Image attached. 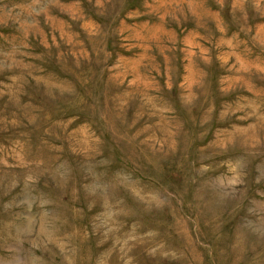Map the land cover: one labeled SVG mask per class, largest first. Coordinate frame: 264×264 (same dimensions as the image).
Masks as SVG:
<instances>
[{"label":"rangeland","instance_id":"rangeland-1","mask_svg":"<svg viewBox=\"0 0 264 264\" xmlns=\"http://www.w3.org/2000/svg\"><path fill=\"white\" fill-rule=\"evenodd\" d=\"M0 264H264V0H0Z\"/></svg>","mask_w":264,"mask_h":264}]
</instances>
